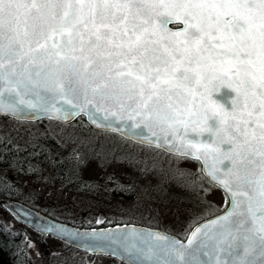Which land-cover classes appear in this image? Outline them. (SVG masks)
Instances as JSON below:
<instances>
[{"label": "snow or ice", "instance_id": "6c2138e0", "mask_svg": "<svg viewBox=\"0 0 264 264\" xmlns=\"http://www.w3.org/2000/svg\"><path fill=\"white\" fill-rule=\"evenodd\" d=\"M22 190L129 219L15 208L50 254L24 233L16 264H264V0H0V195Z\"/></svg>", "mask_w": 264, "mask_h": 264}, {"label": "rangeland", "instance_id": "374dc122", "mask_svg": "<svg viewBox=\"0 0 264 264\" xmlns=\"http://www.w3.org/2000/svg\"><path fill=\"white\" fill-rule=\"evenodd\" d=\"M13 179H15V177H13ZM2 196L3 195H0V198H2ZM12 196H15V197L18 196L20 199H27L26 195L23 194V190L21 193L12 194ZM210 199H212L213 203H216L219 200V197H215V198L210 197ZM29 202L31 201L29 200ZM35 203H37L38 205H42V206L46 204L51 205L52 207L46 210L48 211V213L50 212L54 216L59 215L60 219L68 220L69 222H72L75 224L81 223V222L88 223L89 220H92L94 222V218L96 216H100L101 213L107 216L109 220H118V221L120 220L121 221V220L129 219V217L121 215V213L114 207L104 206V207H99V208H93L91 212H89L83 207L72 206L70 202L60 203V202L54 201L51 198L47 197L46 195L41 196ZM191 207L195 208L196 211L201 212V208L197 205L195 199L193 198L190 202L181 206V219L178 222L173 224L172 223V220H173L172 213H169L168 220L165 221V224H167L168 226L172 227L173 230H175L181 224L187 222L190 216L194 217L197 214H199V213L190 211ZM147 217H148V213L145 212L143 219L139 217V215H137V217L132 218V219H133V222H142V223L148 224ZM0 219L4 221V225L11 227L16 232L18 231L22 233L21 239L24 238L23 236L24 233H27L29 236H31L33 241L38 243L39 250L44 254L45 257H48L50 255L48 251L49 245L45 243H40L39 237L36 234V232L25 225H21V223H19L12 215H10V213L2 205H0ZM37 260L38 258L33 256L32 264H36ZM116 264H119V262L117 261Z\"/></svg>", "mask_w": 264, "mask_h": 264}, {"label": "water", "instance_id": "95a60500", "mask_svg": "<svg viewBox=\"0 0 264 264\" xmlns=\"http://www.w3.org/2000/svg\"><path fill=\"white\" fill-rule=\"evenodd\" d=\"M169 27H174V26L173 25H169ZM233 96H234V93L231 90H229L227 88H222L219 93L214 94L213 98L216 99L218 102L224 104V106L226 108H230V98L233 97ZM2 204L11 212V215H13L18 221L22 222L23 224H27L30 227H32V224L35 221H27L22 216L17 217L16 214L14 213V209L15 208H20L21 210H23L25 208H28L34 213L38 212L42 219H44V218L54 219V217L49 216V215L43 213L42 211H39V210H37V209L29 206L28 204L23 203L22 201H19V200L3 199L2 200ZM61 222L66 223L69 227H79V226H74V225L69 224V223L64 222V221H61ZM136 226L137 227H146V226H141V225H136ZM113 227H117V226H113ZM120 227H123V225H120ZM80 228H81L82 231L85 229L83 227H80ZM109 228H112V227H109Z\"/></svg>", "mask_w": 264, "mask_h": 264}, {"label": "flooded vegetation", "instance_id": "af4514ba", "mask_svg": "<svg viewBox=\"0 0 264 264\" xmlns=\"http://www.w3.org/2000/svg\"><path fill=\"white\" fill-rule=\"evenodd\" d=\"M22 201L23 202H25V203H27V204H30V205H32L33 206V202L31 201V202H29V200L28 199H22ZM35 207L36 208H39V209H42V210H47V209H49L50 207H52L51 205H44V206H42V205H38L37 203H35ZM100 216H102L103 218H104V223L103 224H100V225H96L95 224V222H93V226H95V227H107V226H114V225H117L116 223H109L108 221H109V219H108V217L107 216H105L103 213H101V215ZM113 221H118V220H113ZM120 221V220H119ZM121 221H123V220H121ZM67 222H69L68 220H67ZM135 224H140V225H143L144 223H142V222H134ZM3 224H4V221L3 220H1L0 219V240L2 241L3 240V230H4V226H3ZM78 225H81V226H83V227H89V224L88 223H84V222H81V223H77ZM120 225H122V223H120L119 224V226ZM10 228V230L12 231V232H16L14 229H12L11 227H9ZM37 234V233H36ZM22 238V233H21V236L18 238V241H19V243H17V244H20L21 242H22V240L23 239H21ZM0 246H3L1 243H0ZM44 247H45V245H44ZM17 259V258H16ZM16 259H15V261H13V260H10V259H5V258H3V256H2V253L0 252V263L1 264H16Z\"/></svg>", "mask_w": 264, "mask_h": 264}, {"label": "trees", "instance_id": "16d2710c", "mask_svg": "<svg viewBox=\"0 0 264 264\" xmlns=\"http://www.w3.org/2000/svg\"><path fill=\"white\" fill-rule=\"evenodd\" d=\"M6 197H9L11 195H5ZM7 226H4V229ZM8 228V227H7ZM10 229V228H8ZM0 243L3 246H0V252L2 253L3 258L5 259H10L15 261L16 256L14 255L16 249H15V244L19 243L18 239L15 240H9L8 235L4 233L3 230V240H0Z\"/></svg>", "mask_w": 264, "mask_h": 264}]
</instances>
